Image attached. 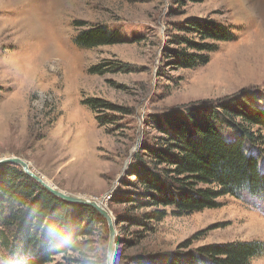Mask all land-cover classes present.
Masks as SVG:
<instances>
[{
    "label": "rangeland",
    "instance_id": "obj_1",
    "mask_svg": "<svg viewBox=\"0 0 264 264\" xmlns=\"http://www.w3.org/2000/svg\"><path fill=\"white\" fill-rule=\"evenodd\" d=\"M191 23L228 28L232 38L189 68L184 54L198 52L183 39L213 41L184 30ZM94 24L120 42L77 46L78 31ZM235 96L263 103L264 0H0V159L21 158L55 188L101 202L113 221L115 264L264 243V194L223 195L217 207L182 215L169 206L158 221L148 217L153 207L128 201L138 191L132 165L159 148L167 115ZM88 98L101 107L91 110ZM257 134L264 150V129ZM106 226L87 239L109 237ZM21 253L0 244V264H24ZM52 263L66 262L58 255ZM252 264H264V250Z\"/></svg>",
    "mask_w": 264,
    "mask_h": 264
},
{
    "label": "trees",
    "instance_id": "obj_2",
    "mask_svg": "<svg viewBox=\"0 0 264 264\" xmlns=\"http://www.w3.org/2000/svg\"><path fill=\"white\" fill-rule=\"evenodd\" d=\"M184 30L197 31L200 37L213 40L206 43L183 39L198 52L184 54V66L189 68L207 63L209 52L217 48L215 42L232 38L228 28L213 24L191 23ZM119 40L116 33L101 24L78 31L73 39L77 46L85 48ZM89 71L102 73L100 66ZM259 100L235 96L214 107L199 106L167 115L165 126L160 127L164 135L159 148L148 149L146 159L132 165L138 191L128 201L153 207L148 217L158 221L169 206L173 213L182 215L217 207V199L223 195H237L241 191L264 194V170L259 163L264 150L255 147L260 139L257 133L264 129V98L263 103ZM82 102L94 111L101 107L98 99ZM222 122L236 130V135L226 137L220 128ZM125 218L143 223L142 218ZM106 225L94 207L53 195L16 164L0 165V244L21 251L24 264H61L52 263L58 255L65 264H77L66 255L68 240L54 233L65 234L74 245H86L87 236L98 226ZM263 250L264 243L259 240L227 241L201 245L187 252L141 256L135 262L252 264L253 257Z\"/></svg>",
    "mask_w": 264,
    "mask_h": 264
},
{
    "label": "clouds",
    "instance_id": "obj_3",
    "mask_svg": "<svg viewBox=\"0 0 264 264\" xmlns=\"http://www.w3.org/2000/svg\"><path fill=\"white\" fill-rule=\"evenodd\" d=\"M60 239H67L69 247L66 255L74 259L77 264H115V237L109 231V237L93 235L88 238L86 245L72 244L70 238L63 233H54Z\"/></svg>",
    "mask_w": 264,
    "mask_h": 264
},
{
    "label": "water",
    "instance_id": "obj_4",
    "mask_svg": "<svg viewBox=\"0 0 264 264\" xmlns=\"http://www.w3.org/2000/svg\"><path fill=\"white\" fill-rule=\"evenodd\" d=\"M5 163H13L16 165H20L22 170L31 176L35 181H37L42 187L47 189L49 192H51L53 195L66 200L68 202L78 203V204H87L92 207H94L106 220L108 229L111 231V235L115 237V230L113 226V221L111 215L108 213V211L105 209V207L102 205L101 202L90 200L83 196H74L71 194H68L66 192H63L57 188H55L52 184L47 182L43 177L37 175L34 173L28 166V164L18 157H7L0 159V165Z\"/></svg>",
    "mask_w": 264,
    "mask_h": 264
}]
</instances>
